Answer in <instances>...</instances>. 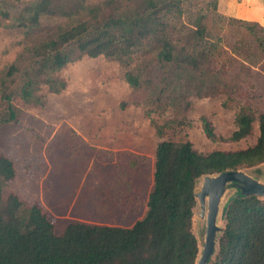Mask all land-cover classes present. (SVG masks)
Returning <instances> with one entry per match:
<instances>
[{
	"label": "trees",
	"instance_id": "16d2710c",
	"mask_svg": "<svg viewBox=\"0 0 264 264\" xmlns=\"http://www.w3.org/2000/svg\"><path fill=\"white\" fill-rule=\"evenodd\" d=\"M213 6V0H0V17L13 20L27 37L0 72V127L21 115L17 97L38 102L41 86L54 93L64 90L67 83L56 73L84 55L118 61L129 86L146 88L147 105L160 113L188 111L195 98L231 89L217 58L222 38L206 23ZM247 26L264 52V26ZM151 60L165 69L161 83L148 78ZM250 74L251 65L243 63L235 79L247 81ZM202 121L207 136L216 139L213 124L205 117ZM256 121L259 134L245 148L201 152L189 140H161L145 213L130 226L74 220L56 233L39 204L7 190L16 168L0 154V264H197L198 181L264 163V110L240 104L229 139L248 137ZM184 122V117L171 118L156 129L162 135L167 125ZM222 217L224 226L207 264H264V197L237 192Z\"/></svg>",
	"mask_w": 264,
	"mask_h": 264
},
{
	"label": "rangeland",
	"instance_id": "374dc122",
	"mask_svg": "<svg viewBox=\"0 0 264 264\" xmlns=\"http://www.w3.org/2000/svg\"><path fill=\"white\" fill-rule=\"evenodd\" d=\"M213 1L216 6L209 10L206 23L215 37L222 38L217 58L232 86L216 97L195 98L188 111H154L147 105V89H132L122 65L103 56L84 55L57 72L67 83L60 93L41 86L36 92L38 102L15 99L21 115L0 127V154L11 158L16 168L7 190L29 204H39L56 233L74 220L130 226L141 218L161 140H189L201 152L240 149L256 141L257 121L248 137L239 141L229 137L240 104L250 105L257 113L264 110V52L247 26L257 21L224 13L228 9L224 2ZM12 23L0 17V72L17 57L27 38ZM255 30L260 31L257 26ZM243 63L251 65L247 81L235 79ZM164 70L151 60L148 78L161 83ZM183 117V124L167 125L158 134L156 124ZM203 117L213 124L216 139L207 136ZM243 171L264 183V163ZM204 180L205 176L199 179L197 192ZM237 192L243 194L237 183L227 185L222 208ZM207 200L203 206L197 199L194 212L199 257L206 237ZM218 225L224 226L222 213Z\"/></svg>",
	"mask_w": 264,
	"mask_h": 264
},
{
	"label": "water",
	"instance_id": "95a60500",
	"mask_svg": "<svg viewBox=\"0 0 264 264\" xmlns=\"http://www.w3.org/2000/svg\"><path fill=\"white\" fill-rule=\"evenodd\" d=\"M229 183H237L242 188L243 194L264 197V183L248 175L243 169L227 170L212 176L206 175L201 191L196 194L203 206L208 199L205 243L197 264H207L215 250L217 233L222 229L218 225L222 197Z\"/></svg>",
	"mask_w": 264,
	"mask_h": 264
},
{
	"label": "crops",
	"instance_id": "0c3cea01",
	"mask_svg": "<svg viewBox=\"0 0 264 264\" xmlns=\"http://www.w3.org/2000/svg\"><path fill=\"white\" fill-rule=\"evenodd\" d=\"M221 1H223L225 4L224 8L228 7V9L224 11V13H229L241 19H247L252 21L255 20L259 23H264V0H221ZM104 224H109V223H104ZM111 225H119V224H111Z\"/></svg>",
	"mask_w": 264,
	"mask_h": 264
},
{
	"label": "bare ground",
	"instance_id": "6f19581e",
	"mask_svg": "<svg viewBox=\"0 0 264 264\" xmlns=\"http://www.w3.org/2000/svg\"><path fill=\"white\" fill-rule=\"evenodd\" d=\"M222 205V204H221ZM221 213L223 214V208H222V206L220 207V213H219V217L221 216ZM218 217V218H219Z\"/></svg>",
	"mask_w": 264,
	"mask_h": 264
}]
</instances>
